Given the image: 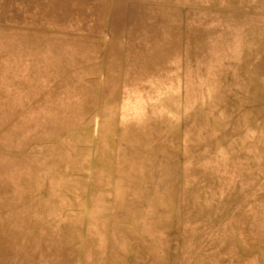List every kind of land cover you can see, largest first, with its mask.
I'll use <instances>...</instances> for the list:
<instances>
[{"label":"rangeland","instance_id":"rangeland-1","mask_svg":"<svg viewBox=\"0 0 264 264\" xmlns=\"http://www.w3.org/2000/svg\"><path fill=\"white\" fill-rule=\"evenodd\" d=\"M264 264V0H0V264Z\"/></svg>","mask_w":264,"mask_h":264},{"label":"crops","instance_id":"crops-1","mask_svg":"<svg viewBox=\"0 0 264 264\" xmlns=\"http://www.w3.org/2000/svg\"><path fill=\"white\" fill-rule=\"evenodd\" d=\"M113 261V264H120V262L119 261H117V260H112Z\"/></svg>","mask_w":264,"mask_h":264}]
</instances>
